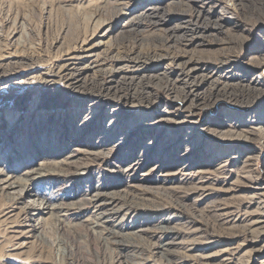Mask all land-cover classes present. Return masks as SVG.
<instances>
[{
	"label": "rangeland",
	"instance_id": "obj_1",
	"mask_svg": "<svg viewBox=\"0 0 264 264\" xmlns=\"http://www.w3.org/2000/svg\"><path fill=\"white\" fill-rule=\"evenodd\" d=\"M259 3L0 0V187L28 179L0 190V264H264ZM152 6L156 23L129 21ZM170 30L187 37L175 61L151 57ZM181 62L199 104L179 105ZM114 74L151 81L98 98ZM209 76L230 95L209 98ZM96 204L117 233L93 225Z\"/></svg>",
	"mask_w": 264,
	"mask_h": 264
},
{
	"label": "bare ground",
	"instance_id": "obj_2",
	"mask_svg": "<svg viewBox=\"0 0 264 264\" xmlns=\"http://www.w3.org/2000/svg\"><path fill=\"white\" fill-rule=\"evenodd\" d=\"M257 1L260 2V3H262L264 5V2L262 0H257ZM155 8L156 7H154V6L149 7L148 9H152V10H150V11L145 10V11H142L141 13H139L138 15L129 17V21L135 20L136 22H138L139 20H146V21H149L151 23H156L158 21V19H160V17H164L165 14L163 12L156 11L157 9L155 10ZM199 15H197L196 20L198 19ZM189 21H191V20H189ZM210 23L215 28L219 27V23L217 22V20L211 19V18H207V20L205 22H203V25H206L207 26V25H210ZM182 26H184V25L182 24ZM191 29H193V28H191ZM175 32H176L175 30H170L167 33V35L165 37H163L162 44L159 45V47L161 46V47H163V49H166V52L162 53L159 49L155 48V49H153L152 54L150 56L151 57H157V58H163L165 56H168V60L170 62H174L175 61V54L173 55V53H169V51H168V48H169L168 45L170 44L169 42L172 41V40H174L175 42H179V41H181V40L184 39L183 37L187 38L184 33H181V35H178ZM103 33L105 34V32H103ZM79 46L81 48L82 47H85L84 41H82V43ZM131 54H125L124 57L127 58V60H133L134 62H137V63L140 61V57L141 58L143 57L140 54H136L137 56H135V57L132 56L131 57ZM76 55H78V54H76ZM147 56H149V55H147ZM147 56L145 55L144 57L146 58ZM178 65H180V70H179V73L177 74L176 78H180V81L182 82V88H183V90L180 91L182 93V97H181V99H179L181 101V102H179V105L184 104L188 100H190L191 102L192 101L193 102H197L199 104V102L201 100H204V98H201L199 96L200 95L198 93V87L199 86H197V84H199L201 81H203V79L200 78L199 81H196L195 80V77L192 78L190 76V72H191V70L194 69V67L193 66H187V62H181V63H178ZM122 66H123V64L119 65V67H116L113 72L118 71V69H121ZM103 71L105 72V70H103ZM116 74H117V72H116ZM116 74H114V76H110V78L108 80H106V81H104V82L101 83V86L103 87V91L102 92H99L97 94V97L98 98L103 97V95L106 96V97H108L109 95L113 97V96L117 95L119 91H126V92H131L132 91V92H136V93H138V92H140V93L141 92H144L145 91L144 90V84H147L149 82V80H150V76L145 77L146 79L144 77H142V76H140V77L137 76L138 77L137 79L135 77L126 78L124 76H121V77L118 78V77H116ZM142 75H144V74H142ZM152 77H155V79L157 81H159V82L161 81L163 83L164 88H166L167 90H169V88H171L172 86H174V83H175L174 81L175 80H172V78H170L165 73H162L161 75H158V76L153 75V76H151V78ZM208 79H209V84H207L208 86H207L206 89H207V96L209 98L216 97V96H218L220 94L221 95H230L229 93H231V91L228 89V85H227L228 83L227 84L220 83L217 78H211V76H209ZM215 79H217V80H215ZM145 80L147 81V83L144 82ZM175 86H176V84H175ZM123 102L124 103H128L126 100L123 101ZM202 104H203V101H202ZM62 164L68 166L69 161L65 160V161H63ZM10 180H11V178L9 176L6 177L5 179H3L5 185L1 186L0 187V190H2L4 187H6V188L13 187V184H15V183H17L20 186H24V185H26V183L28 181L27 178H19V179L13 180V181H10ZM38 200H36V201L33 200L35 203H33L32 205H30V207L28 209L29 210L28 211L29 214L33 215V210H37L36 212H38V211H40V209H48V204L45 201H43V199H40L39 201ZM110 200H112V202H114V204L116 203L115 202L116 201L115 198L113 199V197H111ZM122 205H120V207H122ZM54 207H56V206H54ZM95 207H96L95 208L96 210H95V213L93 214L94 217H92L93 215L91 216L92 217L91 222H92V220H94L92 222L93 225L99 227L100 229H106V228H108V231L110 232V234L111 233H117V231H115V229H112V228H114L113 227V224L111 226L109 225L110 227L107 225L109 223V217L106 214V209H104L99 204L98 205L96 204ZM115 211H118V209H116ZM87 218H88V216H87ZM36 224L32 225V227L34 229L37 228V225ZM140 230L141 231H144L142 229H140ZM101 231H103V230H101ZM137 234L139 236H141L140 233H137ZM165 244L166 243H163L161 245V248ZM150 250H153V249L150 248Z\"/></svg>",
	"mask_w": 264,
	"mask_h": 264
}]
</instances>
